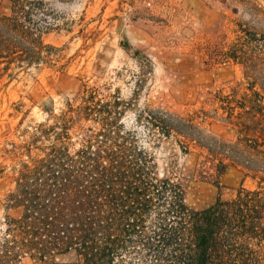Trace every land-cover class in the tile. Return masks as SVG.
<instances>
[{
  "label": "trees",
  "instance_id": "trees-1",
  "mask_svg": "<svg viewBox=\"0 0 264 264\" xmlns=\"http://www.w3.org/2000/svg\"><path fill=\"white\" fill-rule=\"evenodd\" d=\"M0 4L6 8L0 12V83L40 65L62 70L61 49L43 38L56 25L47 0ZM260 13L262 27L240 26L237 41L222 53L240 60L251 79L250 92L237 104L241 110L229 108L234 142L209 135L193 115L147 107L137 116L152 143L172 138L185 154L190 148L205 152L213 168L205 173L217 186L234 165L251 172L255 188L240 185L229 197L191 208L183 183L160 176L154 153L126 128L128 103L119 92L83 84L57 114L33 124L19 146L28 160L19 162L5 198V207L19 215L5 216L0 264H24L26 258L61 264L60 256H71L68 264H264V10Z\"/></svg>",
  "mask_w": 264,
  "mask_h": 264
},
{
  "label": "rangeland",
  "instance_id": "rangeland-1",
  "mask_svg": "<svg viewBox=\"0 0 264 264\" xmlns=\"http://www.w3.org/2000/svg\"><path fill=\"white\" fill-rule=\"evenodd\" d=\"M47 2L56 25L43 38L61 49L64 67L40 65L21 71L6 85L0 83V236L5 216L19 215L18 209L5 207L19 162L28 160L19 146L33 124L57 114L83 84L119 92L128 103L126 128L136 131L140 143L154 153L160 176L183 183L191 208L202 209L219 195L229 197L240 185L256 187L251 172L234 165L227 166L217 186L213 176L205 173H213L205 152L190 148L185 154L172 138L152 143L137 116L147 107L193 115L209 135L234 142L237 136L227 117L229 108L234 113L241 110L237 104L243 93L250 92L251 79L240 60L222 53L237 41L240 26L255 31L262 27L263 0ZM4 11L0 4V12ZM197 170L206 176H199ZM70 260L71 256L56 259L61 264ZM24 264L32 262L26 258Z\"/></svg>",
  "mask_w": 264,
  "mask_h": 264
}]
</instances>
